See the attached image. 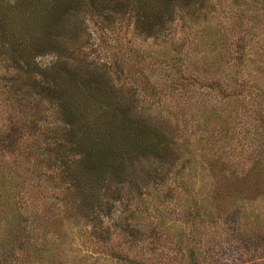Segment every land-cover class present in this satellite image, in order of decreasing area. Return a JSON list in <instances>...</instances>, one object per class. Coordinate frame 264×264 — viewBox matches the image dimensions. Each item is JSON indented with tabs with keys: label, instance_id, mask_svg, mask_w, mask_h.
<instances>
[{
	"label": "rangeland",
	"instance_id": "rangeland-1",
	"mask_svg": "<svg viewBox=\"0 0 264 264\" xmlns=\"http://www.w3.org/2000/svg\"><path fill=\"white\" fill-rule=\"evenodd\" d=\"M153 1L0 0V264H264V0Z\"/></svg>",
	"mask_w": 264,
	"mask_h": 264
},
{
	"label": "trees",
	"instance_id": "trees-1",
	"mask_svg": "<svg viewBox=\"0 0 264 264\" xmlns=\"http://www.w3.org/2000/svg\"><path fill=\"white\" fill-rule=\"evenodd\" d=\"M77 1L78 0H46V1L42 0V3H40V8H38V13H39L38 16L41 17V19H39L40 20V26H39L40 28L37 26H35V28L39 29L43 34H47L53 25H55V24L59 25L58 24V18H60L61 15L75 17V18L79 17ZM153 3H152V6L150 9L146 8L148 4L145 5V10L148 12V14H146L147 18H146V21L144 22V24L145 25L148 24L147 27L149 30L154 26L155 16L157 17L158 12L161 10V8L164 4V2L162 3V0H154ZM34 17L36 20L37 15L34 14ZM137 19L138 20L141 19L139 17V15H138ZM62 29H64V28H62ZM6 38L10 39V34L7 33L4 29H0V40H5ZM19 64H20V61H19ZM81 71H82V69H81ZM65 72L66 71H64V70L62 72L58 70V71H56L55 74L53 72V73L47 75V71H46L43 74H38L39 75L38 76V82L39 83L44 82L46 84L47 90L57 91L59 93V95H62L63 93H67L68 91L71 92L69 89H72L71 93L73 95H75L76 93L79 92L78 91L79 88L76 87L75 85H73L75 83H73L71 85H66L67 84V82H65L66 80H64L63 77H61L63 75V73H65ZM87 73H88L87 70L86 71L83 70L82 74L80 76L82 79L88 80V82H91L90 76H88ZM60 77L63 80H61ZM46 88H44V89H46ZM89 98H90L89 96L84 95L83 101L88 102ZM65 117H66V120L70 123H72L73 120L75 119V116H73L71 113H69V111H68V113L66 111ZM126 136L129 137L130 135H126ZM92 165H93V163H91V165H88L87 167H83V168L81 167V170L84 171V169H85V170L91 171Z\"/></svg>",
	"mask_w": 264,
	"mask_h": 264
}]
</instances>
